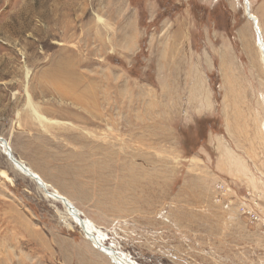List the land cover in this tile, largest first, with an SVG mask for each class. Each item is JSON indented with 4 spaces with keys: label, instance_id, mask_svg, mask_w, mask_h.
<instances>
[{
    "label": "rangeland",
    "instance_id": "rangeland-1",
    "mask_svg": "<svg viewBox=\"0 0 264 264\" xmlns=\"http://www.w3.org/2000/svg\"><path fill=\"white\" fill-rule=\"evenodd\" d=\"M244 3L0 0V136L137 264H264V62ZM0 264H115L1 147Z\"/></svg>",
    "mask_w": 264,
    "mask_h": 264
},
{
    "label": "bare ground",
    "instance_id": "bare-ground-1",
    "mask_svg": "<svg viewBox=\"0 0 264 264\" xmlns=\"http://www.w3.org/2000/svg\"><path fill=\"white\" fill-rule=\"evenodd\" d=\"M250 2L251 0H249V3ZM249 5H251V3ZM250 12L251 15L249 16V13L247 14V16L251 21H253L255 25V30L258 38V46L260 48L261 57L264 62V43L260 31L259 21L257 17L252 13V11ZM28 75L29 70H27V77ZM26 106L39 122L44 123L48 121V118L37 109V107L35 106V104H33V101L29 96L26 101ZM0 147L2 148L3 153H5L9 160L12 161L14 167L30 179L34 180L46 197L60 202L64 206L67 214L74 222H76V224L80 225L85 237L88 238L90 242H92L94 247H96L98 250H101V252L107 254V256H109L115 264H137L130 257V255H128V253L121 250L120 248H115L113 244H107L108 242L106 241L107 239L105 233L99 228H97L95 224H93L89 219L82 216L80 211L76 208L73 202L66 195L62 194L57 189L52 188L51 185L47 183L38 172L33 170L26 162L17 158L13 153L9 140L0 136ZM1 173L4 176L8 177L5 171H2ZM226 191L229 190L226 189ZM248 191L250 194L252 193V191ZM245 205L250 207V204L245 203ZM243 209H245V207H243Z\"/></svg>",
    "mask_w": 264,
    "mask_h": 264
},
{
    "label": "water",
    "instance_id": "water-1",
    "mask_svg": "<svg viewBox=\"0 0 264 264\" xmlns=\"http://www.w3.org/2000/svg\"><path fill=\"white\" fill-rule=\"evenodd\" d=\"M249 0H245V10H246V14H249V16L251 15V12H250V5H249ZM252 18V17H251Z\"/></svg>",
    "mask_w": 264,
    "mask_h": 264
},
{
    "label": "built area",
    "instance_id": "built-area-1",
    "mask_svg": "<svg viewBox=\"0 0 264 264\" xmlns=\"http://www.w3.org/2000/svg\"><path fill=\"white\" fill-rule=\"evenodd\" d=\"M244 210H246L247 213H249V214H251L252 216H254V218L257 217V213H256V211H255L254 208H252V209L248 208V209H244Z\"/></svg>",
    "mask_w": 264,
    "mask_h": 264
}]
</instances>
